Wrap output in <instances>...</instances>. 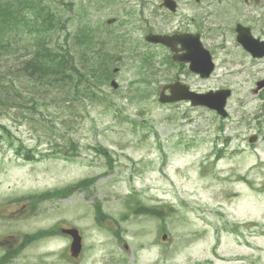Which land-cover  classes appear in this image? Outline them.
<instances>
[{
	"label": "rangeland",
	"instance_id": "rangeland-1",
	"mask_svg": "<svg viewBox=\"0 0 264 264\" xmlns=\"http://www.w3.org/2000/svg\"><path fill=\"white\" fill-rule=\"evenodd\" d=\"M45 1L58 21L50 46L72 51L82 69L90 55L100 59L109 76L95 80L92 96L88 82L56 86L17 72L36 48L30 38L0 55V257L17 247L8 264H72L62 258L66 236L20 245L25 234L70 225L83 240L76 264H264V89L254 91L264 57L253 58L234 31L242 23L264 40V0H178L174 14L161 0ZM196 29L215 63L208 78L145 39ZM175 80L198 92L230 89L228 116L186 100L160 103ZM218 149L225 154L215 162ZM86 178L67 198L29 210V196ZM129 200L165 216L134 214Z\"/></svg>",
	"mask_w": 264,
	"mask_h": 264
},
{
	"label": "trees",
	"instance_id": "trees-1",
	"mask_svg": "<svg viewBox=\"0 0 264 264\" xmlns=\"http://www.w3.org/2000/svg\"><path fill=\"white\" fill-rule=\"evenodd\" d=\"M53 9L43 0H0V55L3 53H10L13 50L11 43H18L20 38H30L36 48L32 55H29L17 72L37 80L39 82L47 79L53 80L51 84L61 86L62 84L76 86L80 83H90L89 94L97 96L92 87H96L95 80H106L109 76L108 64L101 66V60L92 58L90 55L88 65L80 68L75 63L74 55L69 49L63 51L57 50L52 42V35L57 25V19ZM89 34H84L81 29V34L76 35L80 43L86 44ZM101 68V69H100ZM11 71L9 74L11 75ZM100 77L101 79H99ZM10 87L15 94H19L13 80L9 82ZM5 128V127H3ZM105 157L109 158L108 153L101 149ZM91 183L89 179H83L76 185L87 186ZM64 190H57L52 193H43L36 195V200H43L52 196H58L65 192ZM136 202H134L135 204ZM137 204V203H136ZM97 208L99 206L97 205ZM134 211H142L152 214L156 217H164V213L155 208L143 206L135 207ZM51 232V231H47ZM44 232H38L28 236V240L35 239L38 236H43Z\"/></svg>",
	"mask_w": 264,
	"mask_h": 264
},
{
	"label": "water",
	"instance_id": "water-1",
	"mask_svg": "<svg viewBox=\"0 0 264 264\" xmlns=\"http://www.w3.org/2000/svg\"><path fill=\"white\" fill-rule=\"evenodd\" d=\"M165 6L174 10V2L172 0H164L163 3ZM236 31L238 32L237 40L243 44V46L252 53L253 56H263L264 55V41H260L257 38H254L248 27L238 24L236 26ZM148 41L152 42H161L167 44L174 52L173 58L175 60L189 62L190 69L192 71L198 72L201 76H208L212 70V59L210 52L205 49L202 43L199 40V34H175L172 36L167 35H156L150 34L146 36ZM180 43L181 49L184 50L183 53L177 54L178 50L176 45ZM114 87L117 84L112 81ZM257 89L264 86V80L257 83ZM170 89V94H165V89ZM229 95V90H218L216 92H209L207 94H196L188 90L184 86H180L178 83L168 85L163 88L160 93L159 101L160 102H169L179 99H190L192 104H206L221 113L223 116H226L224 111V105L226 102V97ZM66 232L70 233L74 240L71 244V252L76 256L80 250V238L77 236L75 230H67ZM165 238V236H163Z\"/></svg>",
	"mask_w": 264,
	"mask_h": 264
},
{
	"label": "flooded vegetation",
	"instance_id": "flooded-vegetation-1",
	"mask_svg": "<svg viewBox=\"0 0 264 264\" xmlns=\"http://www.w3.org/2000/svg\"><path fill=\"white\" fill-rule=\"evenodd\" d=\"M191 20L194 21V17H192Z\"/></svg>",
	"mask_w": 264,
	"mask_h": 264
}]
</instances>
